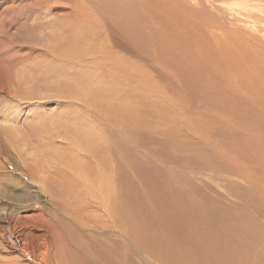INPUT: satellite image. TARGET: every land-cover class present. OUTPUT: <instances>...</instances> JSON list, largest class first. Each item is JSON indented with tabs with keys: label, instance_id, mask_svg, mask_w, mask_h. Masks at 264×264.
<instances>
[{
	"label": "rangeland",
	"instance_id": "obj_1",
	"mask_svg": "<svg viewBox=\"0 0 264 264\" xmlns=\"http://www.w3.org/2000/svg\"><path fill=\"white\" fill-rule=\"evenodd\" d=\"M0 141L20 222L111 227L54 223L64 264H255L264 0H0Z\"/></svg>",
	"mask_w": 264,
	"mask_h": 264
},
{
	"label": "bare ground",
	"instance_id": "obj_2",
	"mask_svg": "<svg viewBox=\"0 0 264 264\" xmlns=\"http://www.w3.org/2000/svg\"><path fill=\"white\" fill-rule=\"evenodd\" d=\"M78 28V27H77ZM79 39V38H78ZM71 40V39H70ZM85 43V42H84ZM84 51V50H83ZM82 51V52H83ZM87 52V51H86ZM213 56V55H212ZM239 62V61H238ZM229 64V63H228ZM258 89V88H257ZM83 114V113H82ZM87 114V113H86ZM13 118V117H12ZM84 120V119H83ZM18 125V124H17ZM14 126V125H13ZM11 128V127H10ZM98 128V127H97ZM18 129V128H17ZM16 130V127H15ZM90 130V129H89ZM66 131V130H65ZM15 132V131H14ZM57 132V131H56ZM55 133V132H54ZM82 135V134H81ZM25 139V138H24ZM53 139V138H52ZM71 139V138H70ZM67 141V140H66ZM72 142V141H71ZM78 143V142H77ZM1 144V141H0ZM92 144V143H91ZM101 144V143H100ZM48 145V144H47ZM78 145V144H77ZM24 146V145H23ZM81 146V145H80ZM110 147V146H109ZM112 148V147H111ZM38 149V148H37ZM39 155V154H38ZM53 155V154H52ZM77 155V154H76ZM94 157H96L94 155ZM98 157V156H97ZM93 158V156H92ZM63 159V158H62ZM61 159V160H62ZM72 159V158H71ZM91 159V158H90ZM96 160V159H94ZM27 161V160H26ZM56 161V160H55ZM81 161V160H80ZM58 162V161H56ZM25 163V162H24ZM74 163V162H73ZM104 163V162H103ZM40 164V163H39ZM89 165V164H88ZM95 165V164H94ZM26 166V165H25ZM24 166V167H25ZM68 166V165H67ZM66 166V167H67ZM80 167V166H79ZM90 167V166H89ZM3 168V167H2ZM26 168V167H25ZM33 168V167H32ZM39 168V167H38ZM48 168V166H47ZM27 169V168H26ZM31 169V168H30ZM65 169V168H64ZM98 169V168H97ZM45 170V169H44ZM56 170V169H55ZM63 170V169H62ZM5 170L1 169L0 167V173L4 172ZM8 171V170H7ZM23 171V170H22ZM28 171V170H27ZM26 171V172H27ZM41 171V169H40ZM6 172V171H5ZM36 172V171H35ZM56 172V171H55ZM68 172V171H67ZM72 172V171H71ZM112 172V171H111ZM29 173V171H28ZM38 173V172H37ZM37 173L35 175H37ZM61 173V172H60ZM33 175L34 173H30ZM40 174V172H39ZM45 174V173H44ZM54 174V173H53ZM59 174V173H58ZM88 174V173H86ZM85 174V176H86ZM115 174V173H114ZM42 175V174H41ZM62 175V173L60 174ZM64 175V174H63ZM75 175V174H73ZM90 175V174H89ZM65 176V175H64ZM34 177V176H33ZM33 177H31L33 179ZM45 177V176H43ZM48 177V176H47ZM83 177V176H82ZM103 177V176H102ZM16 178V177H15ZM23 178V177H22ZM30 178V177H29ZM35 178V177H34ZM39 178V177H38ZM55 178V177H54ZM100 178V177H99ZM111 178V177H110ZM2 176L0 174V180L2 181ZM37 179V178H36ZM41 179V178H40ZM63 182H64V177L62 178ZM102 179V178H101ZM35 180V179H33ZM45 180V179H44ZM47 180V179H46ZM75 180V179H74ZM109 180V179H108ZM60 181V180H59ZM46 182V181H45ZM55 182V180H54ZM57 182V181H56ZM59 183V182H57ZM70 184V183H69ZM80 184V183H79ZM86 184V183H85ZM52 185V184H51ZM55 185V184H54ZM53 185V186H54ZM71 185V184H70ZM69 185V186H70ZM102 187V184H100ZM104 185V184H103ZM68 186V187H69ZM93 186V185H92ZM26 187V186H25ZM1 188V186H0ZM9 188H11V186H9ZM13 188V189H12ZM11 188V190L8 189V191L5 190L4 193H1L0 191V198L4 201H6L7 205L9 206V210L7 208H2L0 207V254L3 255V257L0 256V264H37L36 263V255H35V250L36 247L40 248L43 250L44 254L41 255V260H39L38 264H64V262H67V253L65 254L63 252V245L67 244L66 242H62V240L60 241L59 235L58 233L52 229V227H54V223L57 227H61L63 225H68L70 227L71 224L75 225L76 227L82 229V223L79 220L77 214L74 212L71 215H65V211L61 210V208L59 207H55V214H53V218H51V220L49 219V217L47 216H43V218L38 217L40 219L35 218V222L32 224L30 219H26L24 220V222H20V218L16 216V209H14L15 207L12 205L14 202L20 201L21 200H27V197L30 194V190L28 191V189L26 190L25 188H19L17 186H13ZM71 188V187H69ZM100 188V187H99ZM58 189L59 186H58ZM55 190V189H54ZM65 190V189H64ZM79 191V190H78ZM99 191V190H98ZM21 192V193H20ZM48 192V191H47ZM52 192V191H51ZM60 192V191H59ZM71 192V190L69 191ZM73 192V191H72ZM64 193V192H63ZM68 193V192H67ZM83 193V192H82ZM49 194L51 195V193L49 192ZM71 194V193H70ZM93 194V193H92ZM107 194V193H105ZM60 195H62V193L60 192ZM31 196V194H30ZM72 196V194H71ZM73 197V196H72ZM71 197V198H72ZM76 197V195H75ZM79 197V196H77ZM51 198V197H49ZM47 199V198H46ZM76 199V198H75ZM81 199V198H80ZM96 199V198H94ZM105 199V198H104ZM84 199H82L81 202L84 203L83 201ZM97 200V199H96ZM94 200V202L96 201ZM73 201V200H72ZM77 201V199H76ZM25 202V201H24ZM34 202V201H33ZM62 202V200H61ZM75 202V201H74ZM87 202V201H86ZM85 202V203H86ZM100 202V201H97ZM23 203V202H22ZM30 203V202H29ZM29 203L24 204L27 205L26 207L29 206ZM56 203V202H55ZM73 203V202H72ZM78 203V201H77ZM84 203V204H85ZM32 204V203H31ZM61 204V203H60ZM79 204V203H78ZM89 204V203H88ZM87 204V205H88ZM92 204V203H90ZM96 205V203H94ZM59 205V203H58ZM63 205V204H62ZM86 205V204H85ZM106 205V204H105ZM79 206V205H78ZM77 206V207H78ZM61 207V206H60ZM90 207V206H87ZM33 208V207H32ZM97 208V207H96ZM103 208V207H102ZM98 209V208H97ZM20 210V209H19ZM72 210V209H71ZM111 210V209H110ZM56 211H58L59 216H56ZM73 211V210H72ZM84 211V210H83ZM94 211V210H93ZM107 211V210H106ZM85 212V211H84ZM89 212V211H88ZM21 213V211H20ZM79 213V212H78ZM87 213V212H86ZM98 213V212H97ZM96 213V214H97ZM23 214V213H22ZM68 214V213H67ZM88 214V213H87ZM108 214V213H107ZM109 215V214H108ZM111 215V214H110ZM36 216V214L34 215V217ZM38 216V215H37ZM27 217V216H26ZM100 218V217H99ZM32 219H33V215H32ZM94 219V218H92ZM104 219V217H103ZM264 219V218H263ZM90 220V219H89ZM102 220V219H101ZM100 220V221H101ZM105 220V219H104ZM107 220V219H106ZM112 220V219H111ZM91 221V220H90ZM94 221V220H93ZM235 221V220H234ZM84 222V221H83ZM108 222V221H107ZM106 222V223H107ZM115 222V221H114ZM85 223V222H84ZM90 223V222H89ZM92 223V222H91ZM99 223V221H98ZM105 223V222H104ZM105 223V224H106ZM233 224H238L237 221H235ZM99 225V224H98ZM103 225V224H102ZM107 225V224H106ZM92 226V225H91ZM90 226V227H91ZM101 226V225H100ZM230 226H232V224L226 226L225 229H228ZM241 227H243V225L241 224ZM104 228V227H103ZM109 228L108 230H101V229H94V228H84L86 231L90 232V234L93 233H107L109 232ZM246 228V227H245ZM82 229V230H84ZM76 230V229H74ZM241 234V233H240ZM89 235V234H88ZM95 235V234H94ZM236 235V234H235ZM87 237V235H85ZM93 236V235H92ZM75 238H72L71 243L73 244V246L77 247L78 246V242L76 239V236H74ZM125 237V236H124ZM85 239V237H84ZM256 239V238H255ZM262 239V238H261ZM89 238L86 239V241H88ZM228 240V239H227ZM262 241V240H260ZM84 242V241H82ZM87 242H85L86 244ZM262 243V242H261ZM55 244V246H54ZM88 244V243H87ZM244 245V244H243ZM262 245V244H260ZM89 244L87 245L86 248H88ZM81 248V247H79ZM70 249V248H68ZM67 249V251H68ZM242 249V248H240ZM92 250H96L95 246L93 247ZM236 251V249H235ZM244 251V250H243ZM80 252V250H79ZM71 253V252H70ZM76 253V252H75ZM248 253V252H247ZM86 254V253H85ZM258 255V256H257ZM255 254V264H264V252H260L259 254ZM230 256L231 258H228L226 253L224 252V258L227 257V259H224V264H229L231 263L233 260L237 259V258H241L243 257V252H239L236 251L234 252L233 249L232 251H230ZM40 257V256H39ZM76 258V257H75ZM39 259V258H38ZM73 260H75L72 257ZM79 261V260H78ZM38 262V261H37ZM77 263V262H76ZM79 264V263H78Z\"/></svg>",
	"mask_w": 264,
	"mask_h": 264
}]
</instances>
